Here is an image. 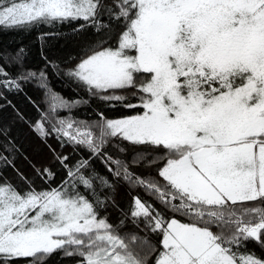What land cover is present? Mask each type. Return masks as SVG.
<instances>
[{"label": "snow or ice", "instance_id": "snow-or-ice-1", "mask_svg": "<svg viewBox=\"0 0 264 264\" xmlns=\"http://www.w3.org/2000/svg\"><path fill=\"white\" fill-rule=\"evenodd\" d=\"M57 24L73 25L75 52L18 77L0 64V100L36 81L48 108L36 105L32 130L88 155L47 145L52 159L30 162L33 179L16 167L18 149L0 128V169L12 167L24 183L0 171V264H46L58 251L76 264H264L248 247L264 252V0H0V28ZM88 29L94 36L85 38ZM55 35L41 34L42 54ZM49 68L126 113L60 116L89 100L55 93ZM141 164L147 174L135 171ZM118 186L141 188L155 203L133 196L113 223ZM129 222L135 231H122Z\"/></svg>", "mask_w": 264, "mask_h": 264}, {"label": "trees", "instance_id": "trees-1", "mask_svg": "<svg viewBox=\"0 0 264 264\" xmlns=\"http://www.w3.org/2000/svg\"><path fill=\"white\" fill-rule=\"evenodd\" d=\"M71 24H57L54 27L49 25H40L39 27H32L31 29H5L0 28V64L4 66L6 71L11 77H18L22 70L39 71L45 67V57L48 60H56L58 62L67 58L69 53L75 52V47L72 41L75 39L72 33ZM58 33L59 35L46 37V42L43 46V54L41 48V40L39 37L42 33ZM85 38L94 36L91 29L83 34ZM23 49L22 59L17 58L18 52ZM61 68L64 67L61 63ZM49 81L51 89L55 93L60 94L66 100H74L80 97H84L89 100L87 105L81 104L80 106L73 107L69 113L67 110L60 111L59 115L67 117L68 119H75L77 121H93L97 118V113L101 110L109 118H116L122 114H125L127 110L122 108H109L102 102L95 98H89L87 94L77 88V86L63 74H54L49 68ZM20 92H8L4 91L6 99L0 100V104H4L5 107L0 108V128H3L7 132V140L15 144L18 149L15 154V165L26 175L36 179L32 172L31 163H49L52 159V153L47 145H51L56 148L57 152L71 155L73 158L87 156L88 153L83 148H77L73 151L71 145H67L64 148H60L57 140L54 137L47 139V144L32 130L28 122H34L39 118V113L36 105L39 106L40 111H47L48 104L46 103V97L43 91L37 87L36 81H21ZM2 91V90H0ZM11 101V105L7 102ZM17 112L23 115L24 119L21 120L17 116ZM0 142H4V138H0ZM128 151L124 154L125 158L131 159L132 148L125 144ZM109 154L117 156L119 150L112 145L107 148ZM27 158V159H25ZM94 167L102 175H108L107 169L104 165L96 160L93 162ZM3 175L7 177L12 183L17 184L20 187H24L23 181L19 178L16 171L12 167L0 169ZM55 171L57 176L55 180L60 181L63 177V169L56 167ZM137 174L147 171L144 164L135 168ZM37 185L47 186L51 181L36 180ZM55 187V184H52ZM133 196H139L142 200H149L153 203L155 201L145 194L141 188H133L129 190L127 186H118L115 194V202L119 206L109 207L108 213L111 222L117 223L121 217L120 209L129 210L133 201ZM159 207V205H157ZM122 231H135L132 228L130 222L129 226ZM140 234L146 235L143 226H141ZM153 237V240H156ZM249 248L255 249L257 253L264 256V252H261L260 248L255 243H249ZM76 257H64L62 258L61 252H56L47 259L46 264H76Z\"/></svg>", "mask_w": 264, "mask_h": 264}]
</instances>
